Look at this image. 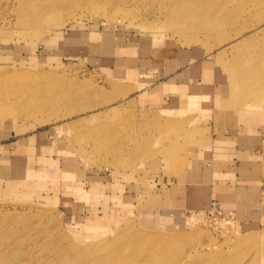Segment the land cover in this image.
<instances>
[{"label":"rangeland","instance_id":"obj_1","mask_svg":"<svg viewBox=\"0 0 264 264\" xmlns=\"http://www.w3.org/2000/svg\"><path fill=\"white\" fill-rule=\"evenodd\" d=\"M114 1L0 0V264H264L263 215L181 182L264 115V0Z\"/></svg>","mask_w":264,"mask_h":264},{"label":"crops","instance_id":"obj_2","mask_svg":"<svg viewBox=\"0 0 264 264\" xmlns=\"http://www.w3.org/2000/svg\"><path fill=\"white\" fill-rule=\"evenodd\" d=\"M219 130L181 182H195L196 196L189 197L196 204L228 201L244 213L264 216V115L233 116ZM14 172L3 168L2 174L8 178Z\"/></svg>","mask_w":264,"mask_h":264},{"label":"bare ground","instance_id":"obj_3","mask_svg":"<svg viewBox=\"0 0 264 264\" xmlns=\"http://www.w3.org/2000/svg\"><path fill=\"white\" fill-rule=\"evenodd\" d=\"M177 1L183 2V3L186 2V5L188 7H192L193 11H196L193 14L196 15L197 17H202V16L208 15L204 11V9L201 8V6L203 5V0H177ZM114 2H116V1H114ZM262 26L263 25L258 26L257 24L252 25L253 28L250 31L248 30L249 32L252 33L250 35V37H254V35L257 36L258 34L264 33V29L262 28ZM240 35L244 36V34H240ZM256 46H257L258 51L253 52V53H249L247 55V60H246L247 63L250 66H252L253 68H256L257 66H260V65H264V41L261 42L260 44L256 45ZM259 80L260 79H257L256 83L247 82V84H246L245 82H243L242 84H239V86H237L236 88L238 91L245 93V95L253 93V94L262 96V95H264V83H260L261 81H259ZM58 134H61V133H58ZM179 165L180 166L176 165V167L178 168V170L179 169L181 170L183 166L181 164H179Z\"/></svg>","mask_w":264,"mask_h":264}]
</instances>
